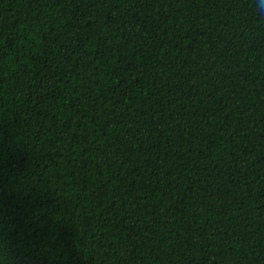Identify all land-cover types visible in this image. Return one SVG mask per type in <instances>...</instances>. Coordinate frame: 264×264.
<instances>
[{
	"label": "trees",
	"instance_id": "trees-1",
	"mask_svg": "<svg viewBox=\"0 0 264 264\" xmlns=\"http://www.w3.org/2000/svg\"><path fill=\"white\" fill-rule=\"evenodd\" d=\"M0 264H264L259 0H0Z\"/></svg>",
	"mask_w": 264,
	"mask_h": 264
},
{
	"label": "clouds",
	"instance_id": "clouds-1",
	"mask_svg": "<svg viewBox=\"0 0 264 264\" xmlns=\"http://www.w3.org/2000/svg\"><path fill=\"white\" fill-rule=\"evenodd\" d=\"M259 8L262 12H264V0H259Z\"/></svg>",
	"mask_w": 264,
	"mask_h": 264
}]
</instances>
